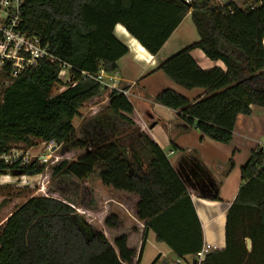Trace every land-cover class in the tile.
I'll list each match as a JSON object with an SVG mask.
<instances>
[{
	"label": "trees",
	"instance_id": "trees-1",
	"mask_svg": "<svg viewBox=\"0 0 264 264\" xmlns=\"http://www.w3.org/2000/svg\"><path fill=\"white\" fill-rule=\"evenodd\" d=\"M23 1L24 31L39 37L71 66L75 86L64 84L59 78L61 64L51 61L10 78L0 88V156L15 150L28 154L26 150L40 142L78 150L75 160H64L52 169L53 177L87 181L103 167L99 200L109 204V211L120 212L130 202L135 219L107 212L97 227L88 224L86 232L75 221L77 210L70 203L30 197L1 227L0 264H142L150 230L178 258L197 256L204 249V236L190 195L161 147L140 130L135 108L124 94L129 88L112 90L106 104L122 123L138 131L137 139L151 158L145 170L138 166L144 165L143 158L132 154L133 162L121 154L120 131L107 128L100 115L92 131L85 128L83 137H77L74 120L80 110L107 90L94 80H83L81 72L118 71L129 49L114 35L117 25L157 56L191 14L200 41L159 69L180 87L203 89L206 94L189 100L167 89L156 101L178 112V118L203 137L229 144L239 116H250L252 107L264 108V0L242 6L236 0ZM196 49L211 61L222 62L225 69L200 68L192 57ZM58 86L66 89L54 94ZM22 162L0 160V176L21 172L37 177L48 169L39 159ZM241 173L244 185L227 214L226 248L207 254L202 264H264V147L252 152Z\"/></svg>",
	"mask_w": 264,
	"mask_h": 264
},
{
	"label": "crops",
	"instance_id": "crops-1",
	"mask_svg": "<svg viewBox=\"0 0 264 264\" xmlns=\"http://www.w3.org/2000/svg\"><path fill=\"white\" fill-rule=\"evenodd\" d=\"M186 1L190 3L193 0ZM251 1L254 0H236L239 6ZM114 35L128 47L129 53L119 61L118 71L110 75L114 79L109 82L110 91L129 88L127 97L135 108L140 130L149 134L161 147L190 195L202 226L204 248L210 249L209 253L224 250L227 214L244 185L242 168L254 150L264 147V108L252 107L250 116H239L234 138L229 144L203 137L196 128L184 124L178 118V112L156 101V97L167 89L189 100L206 94L203 89L186 90L180 87L159 69L164 61L200 41L191 14L186 16L157 56H152L120 24L115 27ZM192 57L203 70L225 69L222 62L211 61L201 50L192 51ZM143 161L144 165L138 166L145 170L151 158ZM99 168L103 170V167ZM102 170L99 171V180ZM110 199L113 204L116 203L113 196ZM108 205L106 207L110 210ZM158 257L157 264L196 262V256L178 258L150 230L142 264H153Z\"/></svg>",
	"mask_w": 264,
	"mask_h": 264
},
{
	"label": "rangeland",
	"instance_id": "rangeland-1",
	"mask_svg": "<svg viewBox=\"0 0 264 264\" xmlns=\"http://www.w3.org/2000/svg\"><path fill=\"white\" fill-rule=\"evenodd\" d=\"M63 82L64 84H68L67 79ZM65 86L56 87L54 89V94L64 91L66 89ZM105 89L107 90H103L98 97L87 102L80 110L81 116L74 120L77 137H83V133L86 131L85 128L92 131L93 124L95 125V123H97V117L100 115L102 116L101 120H103L107 128L111 125L112 127L115 126L120 131L119 139L123 144L122 155L128 156L133 162L136 156L148 160L147 152L143 144L137 139L138 131L122 123L107 109L106 103L111 91L110 88ZM22 146L23 145H19L18 147L21 148ZM26 151L29 152L27 156L31 160L39 159L41 163L46 162V164H48V169L43 175L34 178L23 176L21 172L0 176V230L14 211L33 196H49L61 199L73 205L77 210V215L74 217L75 221L80 228L84 229L86 232L88 224H93L97 227L102 221L104 214L107 212L109 214L114 211L120 214L124 213V220L129 218L134 221L135 209L130 202L126 205H122L123 211L120 212L114 208V211H109L106 207L107 202H101L99 200V192L101 190L99 171L102 170V168H98L99 170H97L88 181H78L75 178L53 177L52 169L55 166L64 160H75L79 156L80 151L70 150L69 148L65 149L56 144L49 146V143L42 142L35 148ZM132 154L135 155L134 158Z\"/></svg>",
	"mask_w": 264,
	"mask_h": 264
},
{
	"label": "built area",
	"instance_id": "built-area-1",
	"mask_svg": "<svg viewBox=\"0 0 264 264\" xmlns=\"http://www.w3.org/2000/svg\"><path fill=\"white\" fill-rule=\"evenodd\" d=\"M227 2L228 0H221L222 4ZM23 4V0H0V88L7 85L10 78H16L23 71L35 67L41 61L59 62L61 64L59 78L62 81L67 79L68 84L75 86L70 77L71 66L62 63L39 37L30 36L24 31ZM81 77L83 80H94L103 88H110L109 82L114 80L103 70L95 74L82 71ZM124 94L128 96V91ZM51 145L55 143H49V146ZM27 155L15 150L10 154L0 156V160L12 164L22 160V164L25 165L32 161ZM209 250L204 248L198 253L196 262H202Z\"/></svg>",
	"mask_w": 264,
	"mask_h": 264
},
{
	"label": "water",
	"instance_id": "water-1",
	"mask_svg": "<svg viewBox=\"0 0 264 264\" xmlns=\"http://www.w3.org/2000/svg\"><path fill=\"white\" fill-rule=\"evenodd\" d=\"M247 246H248V250H251V241L247 240Z\"/></svg>",
	"mask_w": 264,
	"mask_h": 264
}]
</instances>
